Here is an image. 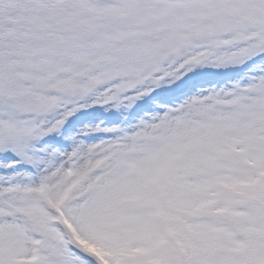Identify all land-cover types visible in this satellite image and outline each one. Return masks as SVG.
Segmentation results:
<instances>
[{
  "label": "snow or ice",
  "instance_id": "6c2138e0",
  "mask_svg": "<svg viewBox=\"0 0 264 264\" xmlns=\"http://www.w3.org/2000/svg\"><path fill=\"white\" fill-rule=\"evenodd\" d=\"M264 264V0H0V264Z\"/></svg>",
  "mask_w": 264,
  "mask_h": 264
},
{
  "label": "rangeland",
  "instance_id": "374dc122",
  "mask_svg": "<svg viewBox=\"0 0 264 264\" xmlns=\"http://www.w3.org/2000/svg\"><path fill=\"white\" fill-rule=\"evenodd\" d=\"M65 224L68 230L72 233L74 240L78 244H80L86 250L93 252L95 255L99 256L101 260H103V264H113V260L108 252L103 251L101 248L96 247L95 245L89 243L88 241L81 239L80 236L77 234L76 229L72 226V224L68 223L67 221H65Z\"/></svg>",
  "mask_w": 264,
  "mask_h": 264
}]
</instances>
